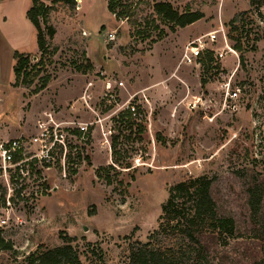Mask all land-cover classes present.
I'll return each mask as SVG.
<instances>
[{
    "label": "rangeland",
    "instance_id": "374dc122",
    "mask_svg": "<svg viewBox=\"0 0 264 264\" xmlns=\"http://www.w3.org/2000/svg\"><path fill=\"white\" fill-rule=\"evenodd\" d=\"M40 1L55 29L43 56L27 19L32 0H0V139L31 136L49 110L68 118L69 105L100 72L123 82L119 104L136 94L142 104L129 123L116 122L120 113L114 119L110 151L97 135L67 179L43 171L46 191L14 203L15 214L0 228L12 249H0V264H22L38 249L61 247L63 236L81 264H99L95 249L104 264H127L131 249L157 229L170 188L202 176L214 179L218 213L233 218L240 233L229 249L212 248L214 264H264V232L258 220L252 223L246 191L264 183V25L255 22L250 1L116 0L122 18L108 11L110 0ZM155 3L203 18L173 30L157 18ZM197 41L201 58L185 64V50ZM237 41L241 52L234 50ZM14 52L34 63L43 57L31 87L15 84ZM235 89L238 98H226ZM5 190L0 179V217Z\"/></svg>",
    "mask_w": 264,
    "mask_h": 264
},
{
    "label": "trees",
    "instance_id": "16d2710c",
    "mask_svg": "<svg viewBox=\"0 0 264 264\" xmlns=\"http://www.w3.org/2000/svg\"><path fill=\"white\" fill-rule=\"evenodd\" d=\"M54 4H69L75 0H45ZM264 4V0H251V8ZM119 5L116 0H110L108 11L116 14L118 18L124 16V12L116 13ZM48 7L45 2L32 0V5L27 12V19L36 30L38 51L46 54L48 41L53 39L55 29L47 26L46 15ZM153 11L163 23L176 28L184 29L203 18L199 12L178 13L169 3H155ZM236 21H232L234 25ZM241 52L240 41L234 47ZM13 75L15 84L31 87L34 80L41 74L44 68L43 57L37 62L33 58L18 52L13 53ZM46 83L35 89V94L43 90ZM119 120L128 123L132 119V113L121 112ZM117 140V137H115ZM214 179L202 176L196 179H187L169 190V197L161 208L158 218V227L148 237L144 245L132 248L127 264H214L217 260L214 256V246L218 244L226 250L231 247V242L239 239L236 222L231 217L220 216L217 204L212 196ZM248 205L256 221L264 232V183H253L247 186ZM252 225V224H250ZM63 245L58 248H41L30 253L22 264H81L80 259L72 251V240L61 237ZM0 249L11 251L12 246L0 238ZM91 254L104 264V256L101 249L91 251ZM227 254L222 259L227 260ZM254 264H261L255 262Z\"/></svg>",
    "mask_w": 264,
    "mask_h": 264
},
{
    "label": "built area",
    "instance_id": "2783aa9c",
    "mask_svg": "<svg viewBox=\"0 0 264 264\" xmlns=\"http://www.w3.org/2000/svg\"><path fill=\"white\" fill-rule=\"evenodd\" d=\"M75 2L79 4L80 0ZM251 11L261 28L264 25V4ZM110 39L112 41L113 37ZM202 50L201 41H197V45H188L183 62L192 64L199 60ZM123 86L122 81L100 72L87 81L79 102L69 105L68 118L49 110L36 120L31 136L0 139V179L6 189L2 202L5 213L0 217V228L8 225L11 213L15 214L13 205L16 201L26 202L46 191L43 189L46 180L41 177L44 172L57 170L63 179H67L72 162L79 156L83 159V148L97 135L101 137L100 146L110 151L114 119L123 111L134 114L142 104L141 99L136 101L137 94L119 104ZM239 94L240 90L235 89L227 92L226 98L236 100Z\"/></svg>",
    "mask_w": 264,
    "mask_h": 264
},
{
    "label": "crops",
    "instance_id": "0c3cea01",
    "mask_svg": "<svg viewBox=\"0 0 264 264\" xmlns=\"http://www.w3.org/2000/svg\"><path fill=\"white\" fill-rule=\"evenodd\" d=\"M12 51V50H11Z\"/></svg>",
    "mask_w": 264,
    "mask_h": 264
}]
</instances>
